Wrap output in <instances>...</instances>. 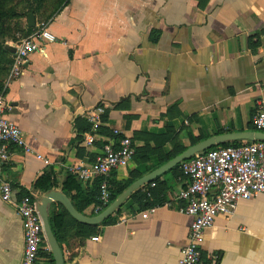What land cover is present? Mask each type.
Segmentation results:
<instances>
[{"label":"crops","instance_id":"obj_1","mask_svg":"<svg viewBox=\"0 0 264 264\" xmlns=\"http://www.w3.org/2000/svg\"><path fill=\"white\" fill-rule=\"evenodd\" d=\"M42 26L55 40L31 53L19 76L10 74L11 52L0 88L29 148L11 147L0 165V184L17 197L31 191L39 201L40 175L64 180L124 137L134 154L107 181L129 186L210 136L254 130L264 108V0H66ZM182 162L140 186L109 223L79 222L53 202L64 264H176L191 223L177 199L188 180ZM98 179L75 176L90 199L78 202L83 212L67 196L85 216L97 214ZM23 249L21 217L0 198V264H19ZM201 254L209 264H264V193L241 200L231 217L217 215ZM38 262L55 264L46 240Z\"/></svg>","mask_w":264,"mask_h":264},{"label":"built area","instance_id":"obj_2","mask_svg":"<svg viewBox=\"0 0 264 264\" xmlns=\"http://www.w3.org/2000/svg\"><path fill=\"white\" fill-rule=\"evenodd\" d=\"M53 40L55 37L46 27L41 26L16 43L10 74L21 75L22 66L29 55L43 48L46 41ZM9 109L8 102L0 93V165L9 159L11 147L29 151L22 130L6 115ZM102 112V106H96L89 114L94 126L99 124ZM252 124L255 131H264V108L257 111ZM93 140L94 136L91 134L84 137L87 145L92 144ZM133 154L130 138L124 137L120 139L118 149H113L110 144L104 146L92 166L83 165L73 169L72 173L80 181L101 178L96 213L101 212L111 202L107 177L114 169L129 162ZM37 158L45 164L49 163L39 155ZM181 169L188 180L186 186L178 192L177 199L183 203L181 211L191 217V223L188 242L181 249L176 264H209L202 259L201 254L204 231L213 226L217 215L231 217L241 200L264 193V140L203 150L184 160ZM15 192L8 182H1V200L12 204L22 220L24 249L19 264H39L38 255L45 236L37 196L29 191L17 197ZM92 240L96 241L98 237H92Z\"/></svg>","mask_w":264,"mask_h":264},{"label":"water","instance_id":"obj_3","mask_svg":"<svg viewBox=\"0 0 264 264\" xmlns=\"http://www.w3.org/2000/svg\"><path fill=\"white\" fill-rule=\"evenodd\" d=\"M27 26L29 28L35 26V15L33 12H29L27 14ZM5 48L12 53L15 52L14 46L7 44L5 45ZM242 140H264V131L249 130L240 132H227L210 136L207 139L188 147L181 154L167 161L158 169L133 181L121 194H119L114 200H112L110 204H108V206H106L101 212L97 213L94 216H85L79 213L72 205L71 200L61 190L50 189L44 192L38 201V211L43 223V232L45 240L52 253L55 264H64V261L61 248L57 242V239L51 229V225L49 222V214L52 206L51 204L53 202L62 205L71 214V216L79 222L92 225L100 224L108 217H110L113 213H115L140 186L149 182L151 179L163 173L164 171L170 169L177 163L187 160L194 154L212 148L214 146H219L226 142Z\"/></svg>","mask_w":264,"mask_h":264},{"label":"trees","instance_id":"obj_4","mask_svg":"<svg viewBox=\"0 0 264 264\" xmlns=\"http://www.w3.org/2000/svg\"><path fill=\"white\" fill-rule=\"evenodd\" d=\"M65 1L66 0H60V4H59L58 8L55 10V12L65 3ZM34 11L35 10L33 8H31L28 10L27 14L29 12L34 13ZM54 13L49 17V19L54 15ZM34 27L28 28L27 34L30 35V33L34 31V29H35ZM153 40H156V38H154ZM0 60H2V62H6L4 70H6V72H7L8 68L12 62V53L10 51H8L5 48V46H2V49H0ZM1 79L2 78H0V88L2 86V80ZM247 142L248 141L229 142V143L222 144L221 147L239 146V145L246 144ZM100 182H101V179H98V193H99ZM107 182L109 184V192H110V200L111 201L114 200L128 186V184H126V183H119V182L111 181V184H112V187H111L110 182L109 181H107ZM33 188L36 190H39L40 192H46L50 189L61 190L66 196H70V198L72 199V201L75 204V207L80 212H83V209L78 204V202L81 199L84 198L88 204L90 203V199H87V197H85V195H83L84 192H83L80 184L75 180V176L73 174H70V173L67 175V177L64 180H62V178L59 177L58 174H54L51 171L44 172L42 175H40L35 180V182L33 183ZM72 192H73V194H72ZM26 193L27 192L24 191L23 195ZM98 198H99V196H98ZM131 198L137 200L138 196L136 194H133L131 196ZM97 203L99 204V202H97ZM114 216H115V214L111 215L106 220H104L103 223L105 224V223L112 222L114 219ZM49 222H50V225L52 226L51 229H52L53 233H55L56 228L59 227L60 223L62 222V216L60 214L50 215L49 216ZM54 235H56V234H54Z\"/></svg>","mask_w":264,"mask_h":264},{"label":"rangeland","instance_id":"obj_5","mask_svg":"<svg viewBox=\"0 0 264 264\" xmlns=\"http://www.w3.org/2000/svg\"><path fill=\"white\" fill-rule=\"evenodd\" d=\"M59 4L60 0H0V49L7 44L14 46L29 35L27 34L29 9L35 10L34 15L39 23L34 27L35 31L48 21ZM5 64L6 62L0 60V78L2 79L7 73L4 70Z\"/></svg>","mask_w":264,"mask_h":264}]
</instances>
